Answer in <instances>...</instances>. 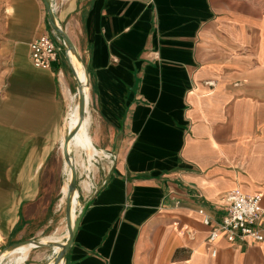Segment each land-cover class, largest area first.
<instances>
[{"label": "crops", "instance_id": "0c3cea01", "mask_svg": "<svg viewBox=\"0 0 264 264\" xmlns=\"http://www.w3.org/2000/svg\"><path fill=\"white\" fill-rule=\"evenodd\" d=\"M51 3L88 76L92 144L112 159L92 171L63 264H264V237L208 243L202 222L220 221L230 189L264 207V0ZM50 32L41 0H0L2 245L64 221L69 84L28 48Z\"/></svg>", "mask_w": 264, "mask_h": 264}, {"label": "bare ground", "instance_id": "6f19581e", "mask_svg": "<svg viewBox=\"0 0 264 264\" xmlns=\"http://www.w3.org/2000/svg\"><path fill=\"white\" fill-rule=\"evenodd\" d=\"M67 59L70 63V66L73 70L72 77L75 80L76 84H81L83 87V91L85 93V97L88 101V84H87V74L79 59L76 55L67 51ZM66 59V60H67ZM76 89V88H75ZM65 97L67 100L66 111L63 120V131L58 143V151L62 156V143L64 135L67 130L74 129L80 120V116L78 113V95L77 93H71L70 90L65 86ZM89 125H90V115L88 112V108L86 109V113L82 118L79 128L74 133L73 137L67 143V151H69L70 156L72 158V162L76 168L80 171H83L85 174L84 179L79 182L80 188L84 191H88L90 186L92 185L89 172L95 169L94 161L97 158L106 157L105 154L100 149L96 148L91 141V137L89 134ZM63 164V163H62ZM63 171L66 175L65 181L61 187V196L59 198L60 203L65 202V194L67 192V185L70 176L69 165L64 162ZM77 196L78 191H74L71 194V207L70 214L71 219H74L76 216V207H77ZM65 236H66V227H65ZM61 236L57 235L56 232H52L46 236L41 237L40 241L51 246L52 253L54 255L58 254L61 247L60 241ZM63 238V237H62ZM66 239V238H65ZM35 244L32 242H24L20 245L0 252V264L5 261L6 264H25L28 256L30 255L31 250L34 249ZM38 247V246H37ZM38 256V255H37ZM46 264H63V258L59 259L55 262V259H50Z\"/></svg>", "mask_w": 264, "mask_h": 264}, {"label": "built area", "instance_id": "2783aa9c", "mask_svg": "<svg viewBox=\"0 0 264 264\" xmlns=\"http://www.w3.org/2000/svg\"><path fill=\"white\" fill-rule=\"evenodd\" d=\"M51 3V0H49ZM52 5V3H51ZM53 35V34H50ZM50 35H40L32 39L29 44V58L36 67L49 68L57 60L60 50V39ZM213 82L207 81V85ZM112 161L110 155L106 157ZM105 181H103L104 183ZM92 192L96 187L92 185ZM261 195L258 193H242L230 189L221 194L216 208L222 211L220 221L211 223L210 217L204 215L202 222L209 225L206 241L224 239L231 245L243 242H260L264 237V207L260 204ZM215 253V249L211 250Z\"/></svg>", "mask_w": 264, "mask_h": 264}, {"label": "water", "instance_id": "95a60500", "mask_svg": "<svg viewBox=\"0 0 264 264\" xmlns=\"http://www.w3.org/2000/svg\"><path fill=\"white\" fill-rule=\"evenodd\" d=\"M41 1L43 3L44 12H45V15L47 18L48 26H49L51 32L53 34H55L59 39H61L62 46L64 47V50H65V56L67 57V51H71L78 58L77 50H76L73 42L71 41L70 37L68 36L66 31L63 29V27L60 24H58L54 19L53 7H52L50 1L49 0H41ZM67 66L69 67L71 73H73V70L70 66L68 59H67ZM87 84H88V76H87ZM76 93L78 95V113L80 116V120L78 121V123L74 129H71V130L69 129L66 131V134L64 135V138H63L62 150H61L63 160L66 164L69 165V169H70V176H69V181H68V185H67V192L65 194V207H64L66 239L63 243H60L61 250L59 251L58 255L55 257V262H57L61 258H64L65 253H66L67 249L69 248V246L72 242L73 236L75 234V231L77 229V226H78V223L81 219V216L89 204V201H86L77 211L75 218L71 219V214H70L71 199H72L71 194L76 190L78 173H77V168L75 167V165L72 162L73 157H71L69 151H67V143L73 137L76 130L79 128L80 122L86 113V109H87V105H88V101L85 97V93L83 91V87L81 86V84H76ZM30 242L35 244V246L46 245L45 243L41 242L40 240H30ZM21 243L22 242L12 243V244L8 245L7 248H9V249L14 248V247L20 245Z\"/></svg>", "mask_w": 264, "mask_h": 264}, {"label": "rangeland", "instance_id": "374dc122", "mask_svg": "<svg viewBox=\"0 0 264 264\" xmlns=\"http://www.w3.org/2000/svg\"><path fill=\"white\" fill-rule=\"evenodd\" d=\"M50 33L53 34L52 32H50ZM50 36L57 38V36L55 34L50 35ZM59 41H60L59 42L60 43V45H59L60 50L58 52V54H59L58 56L59 57H57V58H59V61L63 65L64 73H65L66 78L68 80L70 92L74 94V93H76V89H75L76 88V82H75V80L72 77V73H71L69 67L67 66V60H66L67 57L65 56V50H64V47L62 46L61 39ZM78 59H79V61L83 65V62L81 61L79 54H78ZM83 67H84V65H83ZM84 69H85V67H84ZM87 108H88V105H87ZM88 112H90L89 108H88ZM89 115H90V113H89ZM62 131H63V127H62ZM105 154H107V153H105ZM106 157H109V154H107ZM96 161H97V163H96ZM96 161L94 162V165H95V169L94 170H96V166L98 164L100 165V164H104L105 163V165H109L108 159L102 158V159H97ZM77 173H78V178H77L76 191H78V197H77V202L78 203H77V207H76V214H77V211L79 210V208L86 202V199H87L88 195H90L92 193V190H91L92 185L90 186V188H89L88 191H84V190H82L80 188V186H78L79 185V182L82 179L86 178V177H85V174L83 173V171H80L79 169H77ZM88 174L90 176V179H91L92 184H95L96 183V179L93 176V172L90 171ZM65 178H66V175L63 176V179H62V183L61 184H63V182L65 181ZM60 196H61V193H59L58 196H57V198L55 199V204H57V203L59 204L58 211H59L60 215L63 217L65 202H62V203L59 202ZM52 232H56L57 235L59 234V236H61L60 241L64 242L65 241V238H66V236H65V220L64 221L62 220L60 222L59 228H57V229H51L50 232L45 233V235H43V236H46L48 234H51ZM43 236H41V237H43ZM41 237H38L37 239H34V240H40ZM18 242H22V243L25 242L26 243L28 241H18ZM13 243H15V242H13ZM10 244H12V243H10ZM10 244H8V245H10ZM8 245H7V243L6 244L4 243V245L0 244V252H3L5 250H8L9 249V248H7ZM57 255L58 254L54 255L52 253V249H51V246L50 245H47L46 244V245H42V246H38V247L36 246V247H34L33 250H31L30 255L28 256L27 260L25 261V264H46V263L49 262L50 259H52V258L55 259V257ZM1 264H6V262L3 261Z\"/></svg>", "mask_w": 264, "mask_h": 264}]
</instances>
